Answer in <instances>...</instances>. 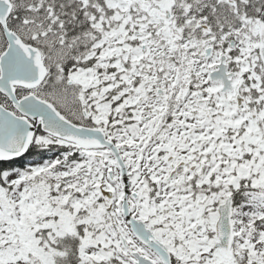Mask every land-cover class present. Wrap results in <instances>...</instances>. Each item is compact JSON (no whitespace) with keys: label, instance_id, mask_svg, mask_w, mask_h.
Masks as SVG:
<instances>
[{"label":"snow or ice","instance_id":"snow-or-ice-1","mask_svg":"<svg viewBox=\"0 0 264 264\" xmlns=\"http://www.w3.org/2000/svg\"><path fill=\"white\" fill-rule=\"evenodd\" d=\"M0 264H264V0H0Z\"/></svg>","mask_w":264,"mask_h":264}]
</instances>
